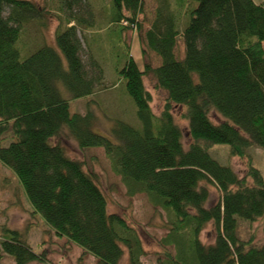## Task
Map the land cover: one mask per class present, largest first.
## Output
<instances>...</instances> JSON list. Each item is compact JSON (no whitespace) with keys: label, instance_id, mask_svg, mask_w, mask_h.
Here are the masks:
<instances>
[{"label":"trees","instance_id":"obj_1","mask_svg":"<svg viewBox=\"0 0 264 264\" xmlns=\"http://www.w3.org/2000/svg\"><path fill=\"white\" fill-rule=\"evenodd\" d=\"M192 1L196 6L181 32L182 58L175 54L179 16L169 0H159L150 26L139 33L143 54L154 53L159 65L144 63L141 70L127 52L117 74L135 102L141 127L116 121L109 138L91 130V112L71 114L58 90L61 82L79 99L94 94L104 80L97 60L84 64L79 26L69 25L75 19L56 30V48L42 45L21 58L15 46L21 28L44 10L30 0H0V140L7 133L12 139L0 146V164L16 176L32 213L96 264H122L125 252V264H142L145 250L139 232L108 212L96 174L52 141L63 126L78 147L103 148L127 196L143 194L170 217L161 241L175 251L165 264H264V239L254 244L236 234V217L253 222L264 215L260 171L247 156L246 172L238 176L208 153L216 144L228 145L230 155L238 157L253 146L264 148V0ZM112 2V21L122 31L141 32L137 18L143 0ZM174 2L181 6L186 0ZM147 73L166 93L158 115L143 84ZM175 107L187 122V148ZM211 108L224 120L213 122ZM209 184L220 196L206 207ZM209 222L215 237L204 244L199 234ZM3 255L15 264L45 260L24 232L9 228L1 230L0 260Z\"/></svg>","mask_w":264,"mask_h":264},{"label":"rangeland","instance_id":"obj_2","mask_svg":"<svg viewBox=\"0 0 264 264\" xmlns=\"http://www.w3.org/2000/svg\"><path fill=\"white\" fill-rule=\"evenodd\" d=\"M43 8V16L33 20L21 28L19 38L15 44L20 51L21 58L27 57L42 45L56 48L55 32L64 29L68 21L75 19L69 25L79 26L77 35L82 44V58L86 66L91 59L97 60L103 70L104 80L91 96L72 99L68 90L61 82L57 83L58 90L63 98L68 100L69 112L85 115L88 111L93 114L91 130L94 133L112 138L111 128L116 121H122L139 129L141 123L136 115V105L127 93L125 83L117 70L122 68L127 59V52L134 59L139 69L144 63L156 67L159 58L150 51L142 49L145 44L140 42L139 33L150 26L159 0H143V8L138 21L141 32L126 28L124 31L112 21L113 0H30ZM174 11L178 14L177 27L180 34L176 38V56L183 57L184 44L181 32L189 21V11L196 4L186 0L181 6L174 0H169ZM260 3L261 0H253ZM69 19V20H68ZM88 25V26H87ZM80 31V32H79ZM264 47V41L261 42ZM62 56V55H61ZM63 60L64 57L62 56ZM145 89L149 92L152 112L158 115L164 105L166 93L156 87L155 80L150 73L142 78ZM182 109L174 108V119L181 128L184 148H187L189 138L187 122L181 118ZM210 119L213 122L224 120V117L211 108ZM10 134H5L0 140V146L11 141ZM54 143L62 145L66 153L82 162L85 170L94 172L97 182L107 198L109 213L122 216L129 225L139 232L145 255L141 258L142 264H165L167 255H174V247L164 246L161 239L169 229V216L160 209L153 208L145 195L137 194L133 197L126 195L120 178L110 167L108 158L101 147H78L76 141L67 131L61 128V133L52 139ZM209 155L218 163L231 167L238 176L246 172L247 156L251 158L264 179V148L251 147L244 157L231 156L229 146L226 144L213 145L208 150ZM209 197L206 207L214 204L220 196L215 185L209 184ZM3 228L20 230L24 232L29 245L37 254L45 259L29 264H96V260L83 253V251L69 243L66 239L58 237L48 227L43 219L32 213L26 196L16 176L5 166L0 164V236ZM236 234L240 239L252 240L254 244H261L264 239V215L257 220H248L236 217ZM214 228L209 222L200 232L199 239L204 244L213 243ZM126 252L122 264L126 263ZM0 264H15L9 255H3Z\"/></svg>","mask_w":264,"mask_h":264}]
</instances>
